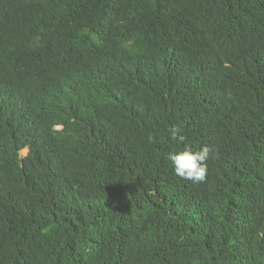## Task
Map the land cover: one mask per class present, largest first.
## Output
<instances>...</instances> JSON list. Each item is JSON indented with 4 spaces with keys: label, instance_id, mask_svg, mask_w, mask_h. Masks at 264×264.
<instances>
[{
    "label": "trees",
    "instance_id": "obj_1",
    "mask_svg": "<svg viewBox=\"0 0 264 264\" xmlns=\"http://www.w3.org/2000/svg\"><path fill=\"white\" fill-rule=\"evenodd\" d=\"M0 264H264V0H0Z\"/></svg>",
    "mask_w": 264,
    "mask_h": 264
},
{
    "label": "clouds",
    "instance_id": "obj_2",
    "mask_svg": "<svg viewBox=\"0 0 264 264\" xmlns=\"http://www.w3.org/2000/svg\"><path fill=\"white\" fill-rule=\"evenodd\" d=\"M180 131L181 129L179 127H173L171 129L173 139L183 143L186 137L181 135ZM25 150L29 152L28 149ZM25 150H23L22 153ZM211 151L212 149L208 146L193 150L190 145L184 144L181 149L169 152L167 159L177 177L193 183H201L206 180L208 172L207 161ZM27 154H25V156Z\"/></svg>",
    "mask_w": 264,
    "mask_h": 264
},
{
    "label": "rangeland",
    "instance_id": "obj_3",
    "mask_svg": "<svg viewBox=\"0 0 264 264\" xmlns=\"http://www.w3.org/2000/svg\"><path fill=\"white\" fill-rule=\"evenodd\" d=\"M28 153V151L27 150H25L23 153H21V155L24 157L25 156V154H27Z\"/></svg>",
    "mask_w": 264,
    "mask_h": 264
}]
</instances>
